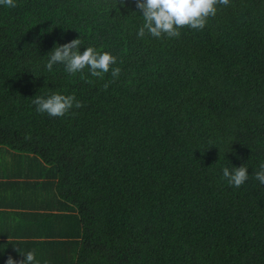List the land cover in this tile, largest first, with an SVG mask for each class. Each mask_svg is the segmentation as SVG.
<instances>
[{"label":"trees","instance_id":"1","mask_svg":"<svg viewBox=\"0 0 264 264\" xmlns=\"http://www.w3.org/2000/svg\"><path fill=\"white\" fill-rule=\"evenodd\" d=\"M16 4L0 6V147L50 165V206L73 204L60 263L264 264V0L217 5L179 38H138L134 0ZM76 38L117 57L119 77L49 72L48 53ZM51 92L83 107L38 113ZM242 165L235 188L222 169Z\"/></svg>","mask_w":264,"mask_h":264},{"label":"clouds","instance_id":"2","mask_svg":"<svg viewBox=\"0 0 264 264\" xmlns=\"http://www.w3.org/2000/svg\"><path fill=\"white\" fill-rule=\"evenodd\" d=\"M136 8L142 12L143 24L136 33L138 38H144L150 34L154 38L166 36L168 38H179L181 28L203 30L209 17L217 14V5L228 6L230 0H134ZM123 5L124 0H118ZM0 6L15 8L16 0H0ZM80 38L71 40L63 45L55 46L48 53L46 69L51 72L54 64L64 65V70L70 75L82 73L87 67L91 76L103 78L111 68V76L115 80L121 73V68L111 66L117 63V57L109 52H98L94 47H87L81 53ZM82 79H86L82 77ZM89 83L91 81H88ZM108 83L104 84L107 89ZM32 103L36 106L38 113H47L52 117H63L75 107H83L81 101L77 100L75 94L63 95L59 92H51L45 96H35ZM248 168L245 165L227 167L222 169V177L228 184L239 188L248 179ZM255 179L264 186V162L259 165V170L254 173ZM19 252V249H16ZM24 259L16 260L9 256L5 264H39L36 260L35 250L28 251L23 255Z\"/></svg>","mask_w":264,"mask_h":264},{"label":"crops","instance_id":"3","mask_svg":"<svg viewBox=\"0 0 264 264\" xmlns=\"http://www.w3.org/2000/svg\"><path fill=\"white\" fill-rule=\"evenodd\" d=\"M6 159L15 165L0 171V175L5 174L0 177V264H5L9 256L24 259L23 255L32 250L39 264H65L60 263V242L75 238L73 204L58 210L50 206L55 203L50 199L53 193L49 185L54 181L49 177L50 165L6 153L0 147V164L6 165Z\"/></svg>","mask_w":264,"mask_h":264}]
</instances>
